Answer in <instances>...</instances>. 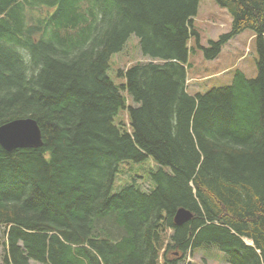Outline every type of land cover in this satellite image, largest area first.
<instances>
[{
    "label": "trees",
    "instance_id": "16d2710c",
    "mask_svg": "<svg viewBox=\"0 0 264 264\" xmlns=\"http://www.w3.org/2000/svg\"><path fill=\"white\" fill-rule=\"evenodd\" d=\"M216 2L231 27L203 45L200 0H0V125L32 117L43 137L0 145V264H185L204 246L264 264V0ZM247 29L257 75L191 93L192 41L213 60ZM132 34L145 59L117 82Z\"/></svg>",
    "mask_w": 264,
    "mask_h": 264
},
{
    "label": "rangeland",
    "instance_id": "374dc122",
    "mask_svg": "<svg viewBox=\"0 0 264 264\" xmlns=\"http://www.w3.org/2000/svg\"><path fill=\"white\" fill-rule=\"evenodd\" d=\"M194 25L200 32L201 43L207 45L209 39H217L221 34L229 31L232 23V16L228 10L221 7L216 0H200L198 13L194 17ZM195 50L189 57L187 87L191 93L196 91L205 92L212 87L226 85L234 75L235 69L239 68L246 72L249 77L257 75V60L259 57L255 33L247 29L234 36L222 48L221 54L213 60L204 57L197 46L195 39L191 43ZM139 59H145L140 52L138 37L132 34L125 45L122 55H115L112 61V68L109 70L111 76L116 79V71L125 68ZM120 82V79H116ZM198 87H205V90H196ZM153 167L155 165L151 164ZM124 173L119 174L113 192L119 191L128 180L142 178L150 170L149 162L143 164L124 163ZM144 188L149 189L150 182L146 180ZM170 232V231H169ZM249 243L252 241L247 240ZM3 249L0 245V262L2 261ZM185 264H230L225 254L216 246H204L188 254Z\"/></svg>",
    "mask_w": 264,
    "mask_h": 264
},
{
    "label": "water",
    "instance_id": "95a60500",
    "mask_svg": "<svg viewBox=\"0 0 264 264\" xmlns=\"http://www.w3.org/2000/svg\"><path fill=\"white\" fill-rule=\"evenodd\" d=\"M43 144L42 131L33 118H17L0 126V145L7 151L19 148H37ZM192 218V213L184 208L177 211L175 222L183 224Z\"/></svg>",
    "mask_w": 264,
    "mask_h": 264
},
{
    "label": "crops",
    "instance_id": "0c3cea01",
    "mask_svg": "<svg viewBox=\"0 0 264 264\" xmlns=\"http://www.w3.org/2000/svg\"><path fill=\"white\" fill-rule=\"evenodd\" d=\"M246 31V30H245ZM244 32V31H243ZM253 33V32H252ZM190 79H188V81H189ZM188 88V87H187ZM205 89V87H198L196 90H204Z\"/></svg>",
    "mask_w": 264,
    "mask_h": 264
},
{
    "label": "bare ground",
    "instance_id": "6f19581e",
    "mask_svg": "<svg viewBox=\"0 0 264 264\" xmlns=\"http://www.w3.org/2000/svg\"><path fill=\"white\" fill-rule=\"evenodd\" d=\"M186 63V62H185Z\"/></svg>",
    "mask_w": 264,
    "mask_h": 264
}]
</instances>
